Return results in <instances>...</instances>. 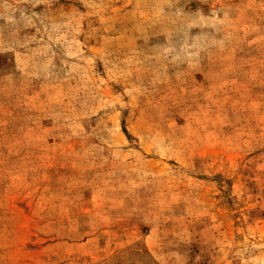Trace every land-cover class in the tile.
Here are the masks:
<instances>
[{"label": "rangeland", "instance_id": "374dc122", "mask_svg": "<svg viewBox=\"0 0 264 264\" xmlns=\"http://www.w3.org/2000/svg\"><path fill=\"white\" fill-rule=\"evenodd\" d=\"M0 264H264V0H0Z\"/></svg>", "mask_w": 264, "mask_h": 264}]
</instances>
